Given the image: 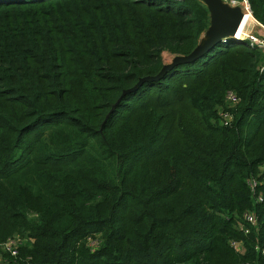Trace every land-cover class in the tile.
<instances>
[{"label":"trees","instance_id":"trees-1","mask_svg":"<svg viewBox=\"0 0 264 264\" xmlns=\"http://www.w3.org/2000/svg\"><path fill=\"white\" fill-rule=\"evenodd\" d=\"M209 21L202 0H0V241L22 237L0 264H264V49L221 37L134 88Z\"/></svg>","mask_w":264,"mask_h":264},{"label":"water","instance_id":"water-1","mask_svg":"<svg viewBox=\"0 0 264 264\" xmlns=\"http://www.w3.org/2000/svg\"><path fill=\"white\" fill-rule=\"evenodd\" d=\"M210 15V21L205 29V37L199 38L197 45L187 54H172L168 61H165L160 71L154 76L142 77L135 84L134 88L146 78H157L161 76L172 65L196 58L206 49L219 41L223 36H238V29L244 12L239 4H231L224 0H202Z\"/></svg>","mask_w":264,"mask_h":264},{"label":"built area","instance_id":"built-area-1","mask_svg":"<svg viewBox=\"0 0 264 264\" xmlns=\"http://www.w3.org/2000/svg\"><path fill=\"white\" fill-rule=\"evenodd\" d=\"M224 1H227V2L232 3V4H239L243 11H244L243 6L244 7H248L250 9L249 0H224ZM243 34L246 35V37ZM243 34H242V36L247 38L248 42L250 44H257V45L261 46L264 49V45H262L261 41L258 39V37L255 34H251V33L250 34L243 33ZM238 36H234V38H238ZM227 37H229V36H223L222 40H227ZM226 97L229 100H231V101H236L238 99L236 94L233 91H231V90L227 91ZM243 218L245 219V221H247V222H249L251 224L255 222V216L250 211H245L244 214H243ZM240 227L244 231H248V226L247 225L240 224ZM19 243H20V239L19 238H17V237H8V238L0 241V249L2 251H4V252L10 253L11 255H16L17 252H18ZM234 245H236V242H234Z\"/></svg>","mask_w":264,"mask_h":264},{"label":"rangeland","instance_id":"rangeland-1","mask_svg":"<svg viewBox=\"0 0 264 264\" xmlns=\"http://www.w3.org/2000/svg\"><path fill=\"white\" fill-rule=\"evenodd\" d=\"M246 12H248V11H246ZM245 30H246L245 34L246 33L247 34H250V33L255 34L258 37V39L261 41L262 45H264L263 44L264 43V25L261 24L255 17L253 18V20H250V22L245 25ZM244 36L246 37V35H244ZM244 36L239 35L238 38H236V39H238L239 41H245L244 39H247V38H245ZM204 37H205V30L202 31V33L200 35V39L204 38ZM171 55L172 54L168 53V51L162 52V56H163L164 61H168L170 59ZM8 237H17L20 239V242L22 241V237H21L20 233H18V232H14L11 235H9ZM3 253H7V252H4L0 249V256Z\"/></svg>","mask_w":264,"mask_h":264},{"label":"bare ground","instance_id":"bare-ground-1","mask_svg":"<svg viewBox=\"0 0 264 264\" xmlns=\"http://www.w3.org/2000/svg\"><path fill=\"white\" fill-rule=\"evenodd\" d=\"M243 9H244L243 12H246V11H248V12H246V13L243 15L242 20H243L244 16H246V18H245V20H244L243 22H242V20H241V23H240V25L242 24V26H241V30H240L239 32L236 31V35H242L243 33H245V31H246V30H245V25L249 23L248 20H247L248 17H250L249 19H252V20H253V15H252L250 9H249L248 7H244V6H243Z\"/></svg>","mask_w":264,"mask_h":264},{"label":"crops","instance_id":"crops-1","mask_svg":"<svg viewBox=\"0 0 264 264\" xmlns=\"http://www.w3.org/2000/svg\"><path fill=\"white\" fill-rule=\"evenodd\" d=\"M246 12H244V14H245ZM245 18H246V16H244V18H243V20H242V22L245 20ZM250 17H248V22H250V20H252V19H249ZM254 18V17H253ZM241 26H242V24L241 25H239V27H238V29L236 30L237 32H239L240 30H241Z\"/></svg>","mask_w":264,"mask_h":264}]
</instances>
